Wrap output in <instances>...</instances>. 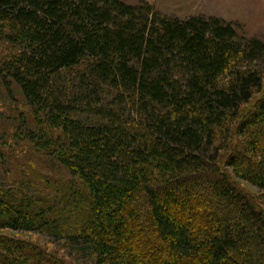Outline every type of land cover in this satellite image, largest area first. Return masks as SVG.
I'll return each mask as SVG.
<instances>
[{
	"label": "trees",
	"instance_id": "16d2710c",
	"mask_svg": "<svg viewBox=\"0 0 264 264\" xmlns=\"http://www.w3.org/2000/svg\"><path fill=\"white\" fill-rule=\"evenodd\" d=\"M0 45V264H264L261 40L144 0H0Z\"/></svg>",
	"mask_w": 264,
	"mask_h": 264
},
{
	"label": "rangeland",
	"instance_id": "374dc122",
	"mask_svg": "<svg viewBox=\"0 0 264 264\" xmlns=\"http://www.w3.org/2000/svg\"><path fill=\"white\" fill-rule=\"evenodd\" d=\"M127 5H138L141 0H120ZM153 5L157 11L167 17L185 20L190 17H214L236 26L247 38L259 39L264 43V0H144ZM6 47L0 45V55ZM6 94L0 87V112L4 118L10 114L7 110ZM13 108V107H12ZM248 192L255 189L240 183ZM9 234V233H8ZM12 236L35 242L51 248L48 240L42 236L29 233H11Z\"/></svg>",
	"mask_w": 264,
	"mask_h": 264
}]
</instances>
